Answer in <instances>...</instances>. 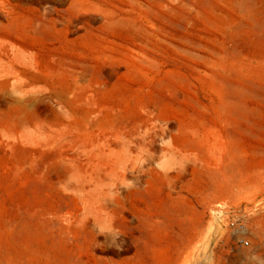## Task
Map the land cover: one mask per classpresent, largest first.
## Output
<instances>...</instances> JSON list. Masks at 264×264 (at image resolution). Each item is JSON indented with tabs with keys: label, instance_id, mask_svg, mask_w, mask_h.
<instances>
[{
	"label": "rangeland",
	"instance_id": "374dc122",
	"mask_svg": "<svg viewBox=\"0 0 264 264\" xmlns=\"http://www.w3.org/2000/svg\"><path fill=\"white\" fill-rule=\"evenodd\" d=\"M0 264H264V0H0Z\"/></svg>",
	"mask_w": 264,
	"mask_h": 264
},
{
	"label": "built area",
	"instance_id": "2783aa9c",
	"mask_svg": "<svg viewBox=\"0 0 264 264\" xmlns=\"http://www.w3.org/2000/svg\"><path fill=\"white\" fill-rule=\"evenodd\" d=\"M230 213H232V208L230 207H220L215 210V218L217 222L224 228H235L239 230H243L246 227V223L244 218L233 216ZM237 241L241 242L242 244L248 246L249 240L244 236H236Z\"/></svg>",
	"mask_w": 264,
	"mask_h": 264
},
{
	"label": "bare ground",
	"instance_id": "6f19581e",
	"mask_svg": "<svg viewBox=\"0 0 264 264\" xmlns=\"http://www.w3.org/2000/svg\"><path fill=\"white\" fill-rule=\"evenodd\" d=\"M218 223V222H217ZM220 226V224H218ZM191 242V241H190ZM189 247V246H188ZM186 248V247H185Z\"/></svg>",
	"mask_w": 264,
	"mask_h": 264
}]
</instances>
